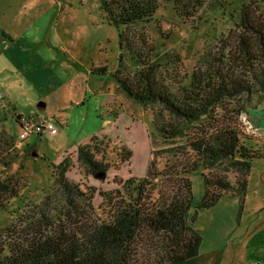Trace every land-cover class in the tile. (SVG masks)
Returning <instances> with one entry per match:
<instances>
[{
	"label": "rangeland",
	"instance_id": "1",
	"mask_svg": "<svg viewBox=\"0 0 264 264\" xmlns=\"http://www.w3.org/2000/svg\"><path fill=\"white\" fill-rule=\"evenodd\" d=\"M252 2L264 16V0H208L192 17L177 11L175 0H161L135 30L154 54L178 53L181 63L164 65L163 74L178 73L187 82L240 32L242 5ZM121 55L130 60L100 0H0V135L13 140L10 154H17L7 165L0 162V180H19L18 194L0 205V229L23 215L38 217L49 195L50 213L59 215L65 202L54 165L90 143L107 164L105 178L88 173L77 159L68 171L92 197L88 224L108 221L116 202L178 192L188 206L183 237L168 243L154 238L159 251L175 256L171 264H264V93H256L238 117L241 140L257 154L246 166L237 155L221 157L209 136L196 138L200 123L184 125L180 137L163 135L160 126L173 117L130 99L114 80ZM153 111L159 112L156 125ZM19 114L52 118L58 133L33 132L22 139ZM9 149L0 144L6 160ZM218 178L227 189L215 184ZM206 189L214 197L222 194L212 206L203 203Z\"/></svg>",
	"mask_w": 264,
	"mask_h": 264
},
{
	"label": "trees",
	"instance_id": "2",
	"mask_svg": "<svg viewBox=\"0 0 264 264\" xmlns=\"http://www.w3.org/2000/svg\"><path fill=\"white\" fill-rule=\"evenodd\" d=\"M160 1L100 0L104 18L118 28L120 46L130 54V60L121 55L114 80L130 99L151 108L159 106L160 113L168 112L173 117L160 126L159 131L166 137H180L184 125L200 123L196 138L209 136L216 141L221 157L237 155L248 166L257 154L241 140L238 117L246 112L256 93H264V16L257 2L242 5L240 32L224 41L221 50L197 67L186 82L187 78H180L178 73L171 77L162 70L166 64L167 68L172 63L179 65L180 55L154 54V46L135 30L137 24L153 17ZM175 1L177 11L192 17L208 0ZM243 95L247 96L245 103L240 102ZM159 112L153 111L155 125ZM16 120L22 127V115ZM0 144L10 148L9 160L0 152V162L7 165L17 155L16 150L10 154L14 142L2 134ZM66 155L54 165L55 182L65 208L59 215H52L54 202L49 195L39 207L38 217L23 215L0 229V264H171L175 256L169 255V249L166 254L159 251L154 238L168 243L183 237L188 206L180 194L162 193L159 198L142 194L133 201L116 202L108 221L88 224L92 197L86 198L79 184L69 179L68 171L76 159L94 175L106 172L107 164L96 158L90 143ZM208 181L206 177V185ZM246 182L244 177L240 184ZM215 184L227 189L222 178ZM18 192V179H1L0 205L5 207L9 197ZM215 195L206 189L204 205L212 206L222 196L219 192ZM183 244L180 241L178 245Z\"/></svg>",
	"mask_w": 264,
	"mask_h": 264
},
{
	"label": "built area",
	"instance_id": "3",
	"mask_svg": "<svg viewBox=\"0 0 264 264\" xmlns=\"http://www.w3.org/2000/svg\"><path fill=\"white\" fill-rule=\"evenodd\" d=\"M22 133L21 138H27L31 133L37 132L42 134L44 132H49L50 134H57V128L52 120L49 117H32V118H23L22 117Z\"/></svg>",
	"mask_w": 264,
	"mask_h": 264
},
{
	"label": "water",
	"instance_id": "4",
	"mask_svg": "<svg viewBox=\"0 0 264 264\" xmlns=\"http://www.w3.org/2000/svg\"><path fill=\"white\" fill-rule=\"evenodd\" d=\"M45 107H46V104L44 102H41L39 104V108L40 109H44ZM97 176L102 177V178H105L106 172L98 173Z\"/></svg>",
	"mask_w": 264,
	"mask_h": 264
}]
</instances>
